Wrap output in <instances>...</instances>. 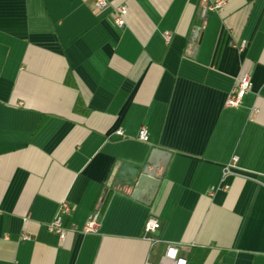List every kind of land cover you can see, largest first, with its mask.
<instances>
[{"label":"crops","instance_id":"obj_1","mask_svg":"<svg viewBox=\"0 0 264 264\" xmlns=\"http://www.w3.org/2000/svg\"><path fill=\"white\" fill-rule=\"evenodd\" d=\"M107 1L0 0V264H156L168 243L201 264H264V0L204 18L200 0ZM243 72L251 89L226 106ZM152 153L145 201L127 183Z\"/></svg>","mask_w":264,"mask_h":264},{"label":"built area","instance_id":"obj_2","mask_svg":"<svg viewBox=\"0 0 264 264\" xmlns=\"http://www.w3.org/2000/svg\"><path fill=\"white\" fill-rule=\"evenodd\" d=\"M227 0H200V17L204 18L208 11H219L226 4ZM108 5L107 0H93V6L97 9H102ZM127 12V6L121 4L115 7L114 10V22L117 26L122 27L125 23V14ZM165 39L169 38V33L165 32ZM239 49H244L246 42L244 40L235 44ZM251 89L250 74L243 72L234 81V84L228 94L225 105L229 107L238 106L245 94ZM116 133L121 134L122 130H116ZM138 137L141 140L148 139V130L145 126H141L138 130ZM238 155L233 154L230 160L224 164L222 168V174L226 175L231 172L232 168L237 166ZM226 186V185H225ZM71 211V206L67 201H62L59 205L58 212L54 218L48 223V229L56 233L60 238H63L67 231L70 229L63 223V215L68 214ZM100 225V218L98 211L92 213L84 222L83 232H96ZM159 227L158 220L153 216H148L144 223L145 232H154ZM27 234H22V239H27ZM187 259L179 254V248L176 244L168 243L165 247L164 253L160 260L156 264H186ZM145 264H154L146 262Z\"/></svg>","mask_w":264,"mask_h":264},{"label":"water","instance_id":"obj_3","mask_svg":"<svg viewBox=\"0 0 264 264\" xmlns=\"http://www.w3.org/2000/svg\"><path fill=\"white\" fill-rule=\"evenodd\" d=\"M165 155L166 158H164L161 164L163 169L169 153L166 152ZM153 156V153L150 154L144 164L136 166L132 169L131 178L127 183V185L132 188L131 193L133 197L139 198L144 191H147L145 194V201H149L151 199L162 177V174L160 175L156 173L158 165H156L157 162ZM122 166L123 165H121V167Z\"/></svg>","mask_w":264,"mask_h":264},{"label":"trees","instance_id":"obj_4","mask_svg":"<svg viewBox=\"0 0 264 264\" xmlns=\"http://www.w3.org/2000/svg\"><path fill=\"white\" fill-rule=\"evenodd\" d=\"M203 258H204L203 256H199L195 261H191L190 259H187L186 264H201Z\"/></svg>","mask_w":264,"mask_h":264}]
</instances>
